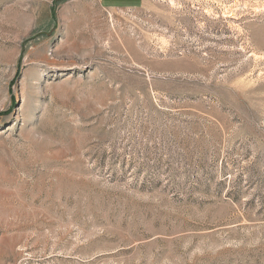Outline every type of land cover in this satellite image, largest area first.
Returning a JSON list of instances; mask_svg holds the SVG:
<instances>
[{
  "label": "rangeland",
  "instance_id": "374dc122",
  "mask_svg": "<svg viewBox=\"0 0 264 264\" xmlns=\"http://www.w3.org/2000/svg\"><path fill=\"white\" fill-rule=\"evenodd\" d=\"M0 264H264V0H0Z\"/></svg>",
  "mask_w": 264,
  "mask_h": 264
},
{
  "label": "crops",
  "instance_id": "0c3cea01",
  "mask_svg": "<svg viewBox=\"0 0 264 264\" xmlns=\"http://www.w3.org/2000/svg\"><path fill=\"white\" fill-rule=\"evenodd\" d=\"M102 1V0H101Z\"/></svg>",
  "mask_w": 264,
  "mask_h": 264
}]
</instances>
